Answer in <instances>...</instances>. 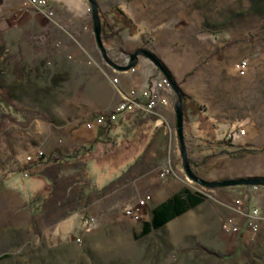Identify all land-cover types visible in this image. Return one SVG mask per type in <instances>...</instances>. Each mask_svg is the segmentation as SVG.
I'll use <instances>...</instances> for the list:
<instances>
[{
  "label": "rangeland",
  "instance_id": "1",
  "mask_svg": "<svg viewBox=\"0 0 264 264\" xmlns=\"http://www.w3.org/2000/svg\"><path fill=\"white\" fill-rule=\"evenodd\" d=\"M45 1L47 7L37 11L23 6L25 0H0V182L11 174L10 181H29L30 189L33 188L30 178L21 179L24 175L19 174L29 166L27 157L36 152L48 156L58 147L56 136L60 131L75 125L93 128L98 117L111 114L120 103L118 87L110 82L117 78L116 73L102 60L95 43L87 0ZM178 1L170 11H179L181 1L186 2ZM196 1L188 0L187 4L196 6ZM256 1L261 0H220L222 15L230 12L236 21L237 60L246 61L249 69L245 76L239 77L232 65L214 68L212 80L201 84L200 94L203 99L214 102L215 109L223 114L222 119L233 122L236 131L250 124L264 139V13L263 19L251 13L252 8L259 6ZM95 2L103 26L112 24L114 15L108 11L111 7L117 3L126 5L125 0ZM246 31H252L250 51L244 50ZM116 34L112 39L101 34L106 55L114 64L122 65L140 48L147 50V36L133 30ZM139 44L141 47L137 49ZM220 130L227 132L224 127ZM128 133L126 126L122 134ZM171 140L163 162L148 167V171L152 170L164 181L174 172L175 158H178L177 164L181 163L173 132ZM60 169L55 168L61 176L49 204L34 215V220L30 215L33 234H30L28 257L23 258L22 264L26 261L27 264H264L261 238L257 240L256 236L249 235L243 244L239 235L222 231L221 221L206 216L200 220L198 213L189 220L177 219L141 237L148 210H142L144 215L139 222L124 214L147 197L135 193L133 178L103 195H94L92 199L96 203L92 205L89 201L84 208L77 182L72 177L77 167H63L64 174ZM165 170H170V175L161 177ZM190 191L205 196L207 205L217 206V199L212 195L214 190L207 191L193 184ZM8 194L1 188L0 202ZM41 194L42 188H33L30 207L36 205L35 199ZM84 210L88 224L82 222ZM66 214L71 216L70 226L57 228ZM74 229L65 257L56 250L58 243H40L33 239ZM0 264L21 263L0 259Z\"/></svg>",
  "mask_w": 264,
  "mask_h": 264
},
{
  "label": "crops",
  "instance_id": "2",
  "mask_svg": "<svg viewBox=\"0 0 264 264\" xmlns=\"http://www.w3.org/2000/svg\"><path fill=\"white\" fill-rule=\"evenodd\" d=\"M178 2V0H125V6L120 5L121 3H117V5L140 29V35L147 36L148 45L146 49L166 67L174 83L178 85L181 94L185 96L183 102V135L185 146H187L186 154L190 162L198 164L206 157L204 152L206 147L201 146L200 150L195 149V146L200 145L199 141L214 140L218 142L222 138L220 136L224 134L220 130L221 127L227 130L230 126L235 128L233 122L226 123L222 119V112L215 109L212 100L208 101L202 98L200 86L212 80L214 68L234 66L243 60H237L238 33L236 21L230 12L222 15L220 0H197L196 6L187 4L188 0L185 4L181 1L182 5L179 7V11H170ZM255 3L259 6L252 8L251 13L254 12L255 16H260L259 18L263 19V2L261 0ZM251 33L252 31L244 33L245 51L252 50ZM140 47L141 44L137 46V49ZM197 67L201 69L196 71ZM133 68L134 72L113 71L118 80L119 98L127 96L131 90L140 92L147 90L150 86L152 89L156 83L163 79L155 67L140 57L135 60ZM198 72L204 73L198 74ZM164 95L167 103L158 106L154 111L153 115L157 122L141 163L135 165L126 178H133L132 186L137 195L146 194L145 196L150 198L144 207V210L149 212L147 222L151 219L153 209L172 196L179 194L182 190H191L193 185L185 178L182 164H177L178 158L175 157L174 172L168 176L166 181L157 178L152 170L148 171L149 165L163 162L164 155L171 148L172 132L175 136L174 107L176 102L170 88L167 87L164 90ZM243 130L245 131L243 137L235 136L236 144L243 148L252 149L264 147V139L250 124L245 125ZM98 131V127L87 130L81 125L64 129L56 136L58 147L50 153L53 151L69 153L78 146L91 145L98 137ZM44 156L47 157L45 154ZM65 166L77 167L78 169L77 165H62L60 166L62 174L65 173L63 169ZM66 171L68 172V170ZM197 172L205 178L215 181L264 179V154L249 155L236 160L214 157L209 159ZM72 177L73 181L77 182L79 172L74 173ZM4 179L0 182V189L2 188L9 194L3 196L2 201H4L0 202V259L16 260L17 263L22 264L23 258L28 257L30 234H33L30 215L34 220V215L41 211L40 209L38 212H33L35 206L30 207V192L32 193L33 188L38 189L40 187L43 189L45 184L41 181L31 182L33 188L30 189L27 180V183H18L17 181H10L12 180L10 176L5 181ZM94 195L96 194L89 196L92 205L96 203L92 199ZM212 195L217 199L215 201L217 206L207 205L204 202L163 227L177 219L189 220L194 213H198L197 216L200 220L206 216L212 218L213 221H221L222 223L224 217L233 215V202L240 201L250 210L258 211V232L253 236H256L257 240L261 238L264 242V188H226L214 190ZM70 218L71 216L68 214L64 215L63 221L59 222L56 227L60 228L64 225L66 228L70 226ZM237 222L241 226L240 240L245 244L249 235L252 234L247 231L243 220L237 219ZM74 232L75 229L68 233L58 231L48 237L38 235L37 238L33 239L40 243H58L59 246L56 247V250L60 256L65 257L66 245L71 242Z\"/></svg>",
  "mask_w": 264,
  "mask_h": 264
},
{
  "label": "trees",
  "instance_id": "3",
  "mask_svg": "<svg viewBox=\"0 0 264 264\" xmlns=\"http://www.w3.org/2000/svg\"><path fill=\"white\" fill-rule=\"evenodd\" d=\"M108 11L114 15L111 17L112 24L103 26L101 22V12L98 9L101 34L106 37V39H112L117 35L116 33L129 30H133V33L140 35V29L118 5L111 7ZM114 29L116 30L113 34L111 32ZM107 32H110V34ZM139 50L150 53L148 50H145V48H140ZM152 56L158 61L166 76L171 79L175 89L181 94L169 71L154 55ZM148 89H151V86ZM173 98L176 102L177 98L174 93ZM181 99L183 105L185 96L182 94ZM13 111L15 113L17 112L16 110ZM156 122L157 120L154 115L140 111L117 114L114 122L106 120L105 123L99 127L98 137L93 144L78 146L69 153L53 151L39 165L31 166L20 172L19 174L21 175H27V177H23L22 179L29 177L30 181L33 183L41 181L45 184L42 189V194L35 199L37 202L33 212H38L49 204L50 199L56 191V184L60 178V174L55 172V168L62 165L78 166L79 180L77 181V186L83 199L84 208L88 205L89 196L91 194L103 195L114 185L124 182L132 168L141 163L144 151L154 133ZM208 123L210 124V121ZM126 126L129 127V133L122 134ZM236 132L235 128L230 126L218 142L214 140L199 141L200 145L195 146V149L200 150L201 146L206 147L204 151L206 157L198 164L190 162L187 157L191 172L196 177L206 182H213L215 180L207 179L197 172L209 159L218 157L224 160H236L249 155L264 154V147L252 149L243 148L236 144V141H234ZM175 143L178 157L181 162L176 130ZM185 148L187 151V146H185ZM39 171L41 172L39 173ZM10 175L11 174H8L5 179ZM205 190L212 191L208 189ZM204 202L205 196L202 194L191 192L187 189L182 190L179 194L172 196L152 210L150 221L142 224L141 237H145L151 232L161 229L167 223L173 221L187 211L194 210ZM85 216L86 213L84 210L82 214L83 223L86 221Z\"/></svg>",
  "mask_w": 264,
  "mask_h": 264
},
{
  "label": "built area",
  "instance_id": "4",
  "mask_svg": "<svg viewBox=\"0 0 264 264\" xmlns=\"http://www.w3.org/2000/svg\"><path fill=\"white\" fill-rule=\"evenodd\" d=\"M31 7L37 11H41L47 7V2L45 0H25V3H23V6ZM51 16V14H49ZM129 63V60L126 59L122 65L118 66H127ZM249 69L248 63L246 61H240L236 63L233 66L234 73L239 76L243 77L245 76L247 70ZM129 72H134V68L130 69ZM111 84L113 86H117L118 80L111 79ZM169 88V85L165 78L161 80V82H158L154 85V88L147 89L144 91H138V90H131L127 96H124L123 98H120V103L117 105L115 110L103 117L100 116L96 119L94 125L95 127L102 126L106 120H109L110 122H114L115 117L117 114L125 113V112H133V111H140L147 114H154L155 109L158 106L165 105L167 103L166 97L164 95V90L166 88ZM87 130H91V126H86ZM245 134V131L243 129L237 130L236 135L238 137H243ZM26 159H29V167L31 166H37L41 162L44 161L45 156L41 152H36L32 156L27 157ZM170 170H165L161 177L170 175ZM24 177H27L25 174ZM150 200L149 196L145 197L143 200H139L132 208H128L125 210V216L133 220L135 222H139L142 217L143 213L142 210L145 207L146 202ZM233 215L229 217H225L221 223V229L222 231L229 233L234 236H238L241 233V226L238 224L237 219H241L245 222V226L247 231L254 235L258 232V211L257 210H250L247 206L242 204L240 201H234L233 207H232ZM85 224H88V221H85Z\"/></svg>",
  "mask_w": 264,
  "mask_h": 264
},
{
  "label": "water",
  "instance_id": "5",
  "mask_svg": "<svg viewBox=\"0 0 264 264\" xmlns=\"http://www.w3.org/2000/svg\"><path fill=\"white\" fill-rule=\"evenodd\" d=\"M89 5V10L91 13V20H92V30L95 39V43L97 49L101 55L102 60L105 64L111 68L113 71L116 72H127L134 67V61L138 57H142L149 61L156 70L165 78L167 81L169 88L175 94L177 101L174 107V114H175V130H176V137L179 144V152L181 157L182 168L186 178L193 184L208 190L213 189H225V188H234V187H262L264 188V179H241V180H222V181H213V182H206L198 177H196L190 170V166L188 164L185 142H184V135H183V105L181 94L175 89L171 79L166 76L163 68L158 63V61L148 52L146 51H136L129 57V63L127 66H118L114 64L111 60L108 59L106 52L103 48L102 41H101V25L100 19L98 14V7L96 5L95 0H87Z\"/></svg>",
  "mask_w": 264,
  "mask_h": 264
},
{
  "label": "bare ground",
  "instance_id": "6",
  "mask_svg": "<svg viewBox=\"0 0 264 264\" xmlns=\"http://www.w3.org/2000/svg\"><path fill=\"white\" fill-rule=\"evenodd\" d=\"M27 162L29 163V159H27Z\"/></svg>",
  "mask_w": 264,
  "mask_h": 264
}]
</instances>
